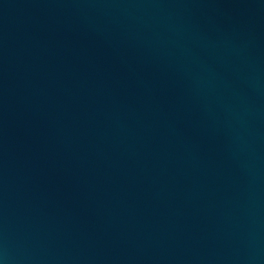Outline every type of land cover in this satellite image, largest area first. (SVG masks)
Wrapping results in <instances>:
<instances>
[{
	"label": "water",
	"instance_id": "water-1",
	"mask_svg": "<svg viewBox=\"0 0 264 264\" xmlns=\"http://www.w3.org/2000/svg\"><path fill=\"white\" fill-rule=\"evenodd\" d=\"M0 264H264V0H0Z\"/></svg>",
	"mask_w": 264,
	"mask_h": 264
}]
</instances>
